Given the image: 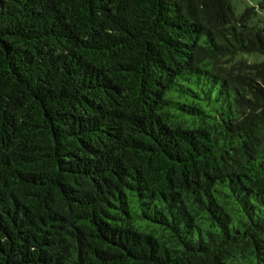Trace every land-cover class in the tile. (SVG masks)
Here are the masks:
<instances>
[{
	"label": "trees",
	"instance_id": "1",
	"mask_svg": "<svg viewBox=\"0 0 264 264\" xmlns=\"http://www.w3.org/2000/svg\"><path fill=\"white\" fill-rule=\"evenodd\" d=\"M257 14L0 0V264H264Z\"/></svg>",
	"mask_w": 264,
	"mask_h": 264
},
{
	"label": "rangeland",
	"instance_id": "2",
	"mask_svg": "<svg viewBox=\"0 0 264 264\" xmlns=\"http://www.w3.org/2000/svg\"><path fill=\"white\" fill-rule=\"evenodd\" d=\"M234 6V10L237 15H240L244 12L247 7H256L258 11L257 16L254 18L253 22L258 23L261 26H264V9L259 8L263 0H230ZM254 59V57H251ZM257 59H262V57L257 56Z\"/></svg>",
	"mask_w": 264,
	"mask_h": 264
}]
</instances>
